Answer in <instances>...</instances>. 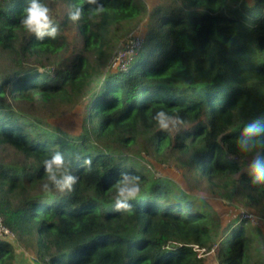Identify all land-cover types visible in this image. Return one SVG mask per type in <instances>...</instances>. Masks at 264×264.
<instances>
[{
  "label": "trees",
  "instance_id": "obj_1",
  "mask_svg": "<svg viewBox=\"0 0 264 264\" xmlns=\"http://www.w3.org/2000/svg\"><path fill=\"white\" fill-rule=\"evenodd\" d=\"M39 2L58 27L54 39L21 23L30 0H0V144L19 157L0 158V215L24 249L44 264H211L212 256L264 264L254 221L237 214L224 224L211 201L135 159L148 147L162 164L179 161L190 190L189 177L204 179L228 199L264 204V177L250 171L253 160L264 165V0ZM134 22L146 27L143 46L125 69L105 72ZM65 103L80 110L76 130L41 111ZM161 111L179 124L174 137L159 127ZM252 124L255 143L240 145ZM57 152L77 178L71 191L44 167ZM132 177L140 193L117 209ZM16 254L0 237V264H15Z\"/></svg>",
  "mask_w": 264,
  "mask_h": 264
},
{
  "label": "rangeland",
  "instance_id": "obj_2",
  "mask_svg": "<svg viewBox=\"0 0 264 264\" xmlns=\"http://www.w3.org/2000/svg\"><path fill=\"white\" fill-rule=\"evenodd\" d=\"M142 1L146 2V4L150 8V6H152L155 2H158L159 0ZM248 1L249 4L253 3V0ZM53 12L54 14H59L61 13V10L58 7H55L53 9ZM139 24L140 23L138 22H134L132 27L126 30L127 32L123 35L119 43L114 47V50L108 62L104 63L103 67L105 72L114 71L117 69H125L131 62V59L133 57V47L139 48L143 46L144 41L142 36L144 35V32H147V30L146 27H143V25ZM66 34L70 42L75 41V33L74 31H72V28L66 29ZM48 68H50L49 64H46V66L40 67V70H45ZM13 105L16 107L17 104L14 103ZM26 107L28 108V106ZM29 108L33 109L31 106ZM41 111L42 113H44L45 116H47L48 120L54 122L59 121L63 127L69 130H76L80 123V110L77 108L75 109V107H72L69 103L55 104L52 106L48 105L46 110ZM167 123V130L169 134L174 137V134L179 127V124H176L174 121H169ZM138 148L139 142L134 144V146L129 151L128 156H133ZM143 154H145L146 156L135 157V159H138L142 165L146 166V168L151 167V169L156 172V174L158 173L159 176L169 177L171 181L175 182L178 186H180L187 192L193 191L194 193L201 195L207 200L211 201V204L221 214L224 220V224L231 221L232 218L235 217L237 214L249 216L248 218L250 219V221H254L255 224L259 226L261 237L260 244L264 247V204L261 203V199L257 201H252L251 203H243L241 199L231 200L223 195V186L211 185L213 189H209L208 184L204 181V179H201L200 182L198 181L195 185L194 179L189 177V180L194 185L192 190H190L189 184L183 175L185 168L179 165V161L169 160L167 162H164L168 164H162L163 162L160 161V157H157L156 155L151 153L148 147L145 149ZM0 158L8 164H14L15 161L19 160V157L15 154V152L11 148L3 144H0ZM132 158H134V156ZM254 232L257 234L256 231ZM11 244H13V246L15 247L16 252H19L24 248L23 245L20 244V242L14 243L11 241ZM25 251L26 253L24 251L20 252L22 253V256H18V253L16 254V264H43V261L40 258H37V255L35 253L31 252L30 250ZM21 257L25 260L24 262H21L19 260V258ZM209 259L212 262L211 264H215L213 256Z\"/></svg>",
  "mask_w": 264,
  "mask_h": 264
},
{
  "label": "clouds",
  "instance_id": "obj_3",
  "mask_svg": "<svg viewBox=\"0 0 264 264\" xmlns=\"http://www.w3.org/2000/svg\"><path fill=\"white\" fill-rule=\"evenodd\" d=\"M88 3H96V0H88ZM95 10L97 12H101L103 11V6L98 5ZM24 11L25 15L21 23L30 33H34L37 39H42L45 34L53 39L57 36L58 27L50 17L47 6L41 4L39 0H30V3ZM81 13L82 9L76 8V10L70 14V19L73 21H78L81 17ZM155 119L157 120L160 128H168L166 114L163 111L158 112L155 116ZM259 131L260 129L257 125H249L244 129V137H242L238 143L242 146L250 142L255 143V141L252 140V137L256 136ZM85 163L90 164L91 161L86 160ZM44 167L49 174V180L53 181L60 191H64L65 189L68 191L72 190V186L76 183L77 178L68 174V166L65 164L61 153L57 152L50 159L46 160L44 162ZM57 171L60 174L59 179L56 175ZM250 171L256 180L264 177V165H262L259 160H253L252 164L250 165ZM126 181H129L127 176L124 177V180L121 183L123 184ZM131 181H135L136 183H133L131 187L122 186L118 189L115 202V207L117 209H127L131 207L125 201L129 198H136L139 195V178L132 177ZM45 187H47V185H45ZM42 263L44 264V262Z\"/></svg>",
  "mask_w": 264,
  "mask_h": 264
},
{
  "label": "built area",
  "instance_id": "obj_4",
  "mask_svg": "<svg viewBox=\"0 0 264 264\" xmlns=\"http://www.w3.org/2000/svg\"><path fill=\"white\" fill-rule=\"evenodd\" d=\"M245 217L248 218L249 216L246 215ZM0 237L2 239L8 240L10 242L12 241L14 243L15 242L18 243V239L16 237V234L12 230H10L8 227L5 226L1 215H0ZM179 244H181V243H179Z\"/></svg>",
  "mask_w": 264,
  "mask_h": 264
},
{
  "label": "crops",
  "instance_id": "obj_5",
  "mask_svg": "<svg viewBox=\"0 0 264 264\" xmlns=\"http://www.w3.org/2000/svg\"><path fill=\"white\" fill-rule=\"evenodd\" d=\"M22 251H24L25 253H26V251L24 250V248L21 250V251H19V252H17L18 254V256H22V253H20V252H22ZM19 260L21 261V262H24L25 260L21 257V258H19ZM17 261H18V259H17ZM16 264V263H15Z\"/></svg>",
  "mask_w": 264,
  "mask_h": 264
}]
</instances>
